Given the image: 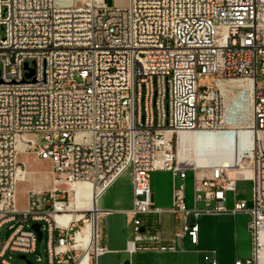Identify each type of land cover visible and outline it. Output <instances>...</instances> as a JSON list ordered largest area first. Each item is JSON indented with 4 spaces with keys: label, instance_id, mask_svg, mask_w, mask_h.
Listing matches in <instances>:
<instances>
[{
    "label": "built area",
    "instance_id": "1",
    "mask_svg": "<svg viewBox=\"0 0 264 264\" xmlns=\"http://www.w3.org/2000/svg\"><path fill=\"white\" fill-rule=\"evenodd\" d=\"M25 64L34 71L29 79ZM259 75L264 76V0L261 10H253V0H128L126 5L0 0V229L10 224L11 230L0 264H13L9 253L36 251L38 236L30 223L47 232L48 264H97L108 252L97 231L85 249L77 245L75 225H58L55 215L65 190L30 191L27 208H18L17 185L26 169L20 144L24 152L49 160L57 180L91 183L97 218L100 196L132 168L127 214L134 238L126 243L131 256L177 252L176 242L185 237L197 245L202 216L244 211L251 216V256L234 264H260L264 82ZM205 76H214V85L204 87ZM233 79H250L255 86L252 140L230 164L180 162L181 133L226 128L218 85ZM157 170L173 173L168 210L152 198L149 175ZM189 172L192 207L186 204ZM241 179L253 182L252 204L240 200L228 208L227 194ZM164 212L174 214L178 226L171 243L162 238ZM150 215L157 216L152 227L143 218ZM211 254L204 260L218 264L216 251Z\"/></svg>",
    "mask_w": 264,
    "mask_h": 264
},
{
    "label": "rangeland",
    "instance_id": "2",
    "mask_svg": "<svg viewBox=\"0 0 264 264\" xmlns=\"http://www.w3.org/2000/svg\"><path fill=\"white\" fill-rule=\"evenodd\" d=\"M85 1L69 0V5L81 4ZM114 1L116 4H124L125 0H108V3L112 5ZM258 79L260 83L264 82V76L259 75ZM200 82L204 87L211 86L215 83V77L205 76ZM224 82L226 83L227 81ZM226 86L228 98L225 102L227 104L225 105L227 106L225 127L227 129L248 127L251 123L250 118L252 115V105L248 91L242 92L241 86ZM21 153L19 154V160L25 163L26 169L25 173L23 172L25 181L18 182L17 185V196L20 206H28L30 190H35L41 195H45L50 193L52 188L56 187L66 190V199L64 201L69 202L74 197L75 189L71 188V191H69V184L57 180L56 174L52 170V163L49 160L38 158L33 153L24 151H21ZM132 172L131 167L127 168L114 184L101 195L97 202L99 209H103L106 206L113 208L118 205V201H124L133 196ZM149 176L151 192L155 196V206L164 210L170 209L172 207L173 173L168 170H157L150 172ZM252 189V181L246 179L239 180L236 185V191L228 192L227 194L228 208H232L234 203L240 200H245L248 206H251ZM61 195L63 196V194ZM79 200L82 202L88 201V193L80 192ZM192 200L193 174L189 172L186 179V204L188 207H192ZM132 204L130 205L131 207ZM77 209L78 211L75 214L80 215V219L82 217L85 219L91 218L92 211L85 210V206H77ZM143 218L147 219V225L152 227L156 223L157 216L150 215L149 217L143 216ZM250 220L251 216L244 211L238 212L235 216L232 214L205 215L197 221L199 227L198 245L191 244L190 239L187 237L183 241L185 250L174 254L157 251H139L131 256L125 251L120 253L107 252L98 257L97 264H124L125 261H130L132 264H208L204 260V256L212 251H216L217 253L216 260L218 264H234L236 259L245 260L251 256L252 240L248 229ZM174 222V214L169 212L162 214L161 223L164 232L170 231L174 226ZM80 224L81 221L77 222V225L73 227V231H76ZM96 224L99 243H101L103 229L108 231H112L113 229L127 231L129 238H134L129 217L124 213H114L107 218L99 217L96 220ZM32 225L33 223H30L28 228H31ZM9 226L10 224H4L0 229V251L11 233ZM147 232L149 233L150 231ZM47 238V232L43 230V237L40 241L38 240L36 251L27 255L28 260L32 263L48 264ZM142 243L149 245L148 242L144 243L143 241ZM20 255V253H9L7 258L13 264H27L25 260L19 257ZM38 258L41 259L40 262Z\"/></svg>",
    "mask_w": 264,
    "mask_h": 264
},
{
    "label": "bare ground",
    "instance_id": "3",
    "mask_svg": "<svg viewBox=\"0 0 264 264\" xmlns=\"http://www.w3.org/2000/svg\"><path fill=\"white\" fill-rule=\"evenodd\" d=\"M56 3L60 5H69V0H56ZM123 3L124 4L122 5H126L128 3V0H125ZM253 10H261V0H253ZM226 85H228L229 87L241 86L242 92L248 91L250 103L253 106L254 96H255V86L250 79H233L227 81L226 83L224 81L221 82L218 85V89L222 94V96L224 97L225 102L228 98L227 95L228 90ZM253 118L254 115L252 110V115L250 118L251 123L246 128H242V127L237 129L225 128L223 130H219L213 133L206 131L181 133L177 141L176 156L178 160L180 162H188L197 167H208L211 164H215L220 161L230 164L234 156H237L239 150H241L242 148L241 146H245L247 143H249L252 140L250 134L251 131L249 127H251ZM232 131H236L235 136H233ZM19 147L21 151L23 145L20 144ZM23 181H25L24 174L20 175L19 177V182H23ZM61 181H64L66 184H69L68 186L69 191H71V188L72 189L74 188L75 193L73 194L74 197H72L69 202L64 201L58 204L57 206L58 212L55 215V220L58 223V225L63 228H66L69 225L70 226L77 225V222L81 221L79 228L76 230L75 238L77 241V245L80 244L83 248L87 249L90 247L97 231L96 195L94 188L91 185V183L87 181L80 180V181H75L73 183H68L65 180H61ZM55 189L58 188L54 187L52 188V191ZM30 191H35V190H30ZM80 192L88 193V201L82 202L79 200ZM17 204L19 208L18 199H17ZM77 206H85V210L90 212L92 211L91 218L85 219L84 217H82V219H80V215L75 214V212L78 211ZM81 212H85V211H81ZM81 215L83 216V214ZM261 231H263L262 236L264 239V226ZM259 263L264 264V249L260 253Z\"/></svg>",
    "mask_w": 264,
    "mask_h": 264
},
{
    "label": "crops",
    "instance_id": "4",
    "mask_svg": "<svg viewBox=\"0 0 264 264\" xmlns=\"http://www.w3.org/2000/svg\"><path fill=\"white\" fill-rule=\"evenodd\" d=\"M21 151H24L23 148L21 149ZM21 151H20L19 154H22ZM153 196H154V194H153ZM17 199H18V196H17ZM154 199H155V196H154ZM132 203H133V196L132 197L130 196L129 198H127L124 201H118V203H117L118 205L113 207V208H111L109 206H106L103 209H99L98 206H97V208L100 210L98 218L99 217L107 218L108 216H112V214H114V213H124V214H126L129 217V215L127 214V211L131 208L130 205ZM19 208L20 209H24V208H26V205H23V206L19 205ZM106 211H109V212H106ZM129 220H130V217H129ZM177 227H178L177 226V222L175 220L174 226H173V228L170 231L164 232L162 230V238H163L164 242L171 243L173 241L174 234L176 232L175 230L177 229ZM96 229H97V224H96ZM130 235H131V233H130ZM185 238H187V237H185ZM129 239H132V238L131 237L129 238V235H127V231H121L120 229H113L112 231H108V230L103 229L102 234H101V244L106 246V248L108 249V252H117V253H120V252H123V251L126 252V248L125 247H126V243H127V241ZM184 239H181V240L176 242V245L178 247V251L177 252H166V253L174 254V253H178V252L184 251L185 250V247L183 246ZM198 243H199V237H198ZM216 255H217V253L215 254V258H216ZM210 256H212L211 253H210Z\"/></svg>",
    "mask_w": 264,
    "mask_h": 264
},
{
    "label": "water",
    "instance_id": "5",
    "mask_svg": "<svg viewBox=\"0 0 264 264\" xmlns=\"http://www.w3.org/2000/svg\"><path fill=\"white\" fill-rule=\"evenodd\" d=\"M25 69L28 70L29 73L26 74L25 79H29L31 78V76L33 75L34 71L33 69H30L28 67V64H25ZM152 198L154 199V196L152 195ZM31 228L37 233L38 236V240L40 241L43 237V233L41 231V225L39 223H34ZM21 259L25 260L27 262V264H34L32 263L30 260H28L26 255H20L19 256ZM124 264H129V261H125Z\"/></svg>",
    "mask_w": 264,
    "mask_h": 264
}]
</instances>
